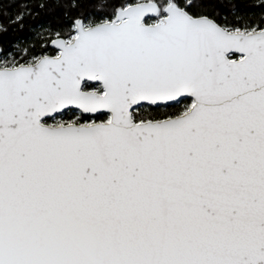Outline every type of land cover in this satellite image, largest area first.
<instances>
[{
    "label": "snow or ice",
    "instance_id": "6c2138e0",
    "mask_svg": "<svg viewBox=\"0 0 264 264\" xmlns=\"http://www.w3.org/2000/svg\"><path fill=\"white\" fill-rule=\"evenodd\" d=\"M36 9L0 46V264H264V0H0V42Z\"/></svg>",
    "mask_w": 264,
    "mask_h": 264
},
{
    "label": "trees",
    "instance_id": "16d2710c",
    "mask_svg": "<svg viewBox=\"0 0 264 264\" xmlns=\"http://www.w3.org/2000/svg\"><path fill=\"white\" fill-rule=\"evenodd\" d=\"M241 8H245V4H241ZM18 9L12 8L11 12L15 13ZM51 17L43 10L36 9L35 12L28 19L25 20L22 29L9 31L8 34L0 42V46L8 48L15 46L17 48L32 46L40 39V34L43 32L45 26Z\"/></svg>",
    "mask_w": 264,
    "mask_h": 264
}]
</instances>
